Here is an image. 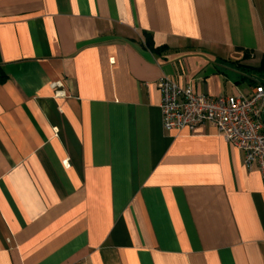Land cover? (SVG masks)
<instances>
[{
    "label": "crops",
    "instance_id": "crops-1",
    "mask_svg": "<svg viewBox=\"0 0 264 264\" xmlns=\"http://www.w3.org/2000/svg\"><path fill=\"white\" fill-rule=\"evenodd\" d=\"M263 20L264 0H0V264H264L259 170L209 123L164 130L156 86L249 95Z\"/></svg>",
    "mask_w": 264,
    "mask_h": 264
},
{
    "label": "built area",
    "instance_id": "built-area-1",
    "mask_svg": "<svg viewBox=\"0 0 264 264\" xmlns=\"http://www.w3.org/2000/svg\"><path fill=\"white\" fill-rule=\"evenodd\" d=\"M53 88L61 86L53 82ZM160 91L159 108L162 126L167 131L187 130L209 123L222 139L241 149L248 170L258 169L264 188V85L256 84L249 95H208L182 86L174 79L160 76L156 80ZM56 90L55 94H62ZM67 165V159L63 161ZM9 241V239H7Z\"/></svg>",
    "mask_w": 264,
    "mask_h": 264
},
{
    "label": "trees",
    "instance_id": "trees-1",
    "mask_svg": "<svg viewBox=\"0 0 264 264\" xmlns=\"http://www.w3.org/2000/svg\"><path fill=\"white\" fill-rule=\"evenodd\" d=\"M144 36H145V38H144V39H145V40H144V41H145V44H146L149 48L153 49L154 51H158L159 48H158V47H155V46L153 45V42H152V38H151V36H150L149 34H147V33H145ZM258 71H259L262 75H264V58L262 59L260 65L258 66ZM3 78H4V77H0V81H2ZM263 85H264V84H263Z\"/></svg>",
    "mask_w": 264,
    "mask_h": 264
},
{
    "label": "water",
    "instance_id": "water-1",
    "mask_svg": "<svg viewBox=\"0 0 264 264\" xmlns=\"http://www.w3.org/2000/svg\"><path fill=\"white\" fill-rule=\"evenodd\" d=\"M261 120L264 122V109L261 112Z\"/></svg>",
    "mask_w": 264,
    "mask_h": 264
},
{
    "label": "rangeland",
    "instance_id": "rangeland-1",
    "mask_svg": "<svg viewBox=\"0 0 264 264\" xmlns=\"http://www.w3.org/2000/svg\"><path fill=\"white\" fill-rule=\"evenodd\" d=\"M262 9V8H261ZM264 21V20H263ZM263 26H264V24H263Z\"/></svg>",
    "mask_w": 264,
    "mask_h": 264
}]
</instances>
